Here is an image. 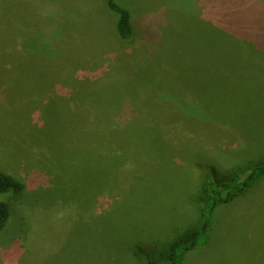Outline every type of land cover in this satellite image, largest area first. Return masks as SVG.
I'll return each mask as SVG.
<instances>
[{
    "label": "rangeland",
    "instance_id": "374dc122",
    "mask_svg": "<svg viewBox=\"0 0 264 264\" xmlns=\"http://www.w3.org/2000/svg\"><path fill=\"white\" fill-rule=\"evenodd\" d=\"M117 1L132 13L130 41L115 35L105 0H0V173L23 186L0 193L10 205L0 230V264H165L167 244L198 221L213 172L243 178L264 159V51L254 41L235 49L212 40L196 50L198 38H206L196 29L195 59L179 81L194 78L191 86L207 93L212 112L231 131L177 101L153 114L144 91L140 104L149 118L133 127L136 142L98 143L104 125L87 135L88 116L113 113L128 129L126 121L140 112L137 89L150 74L139 70L119 80L115 56L144 58L156 32H170L185 14L197 21L199 10L212 6V0ZM206 14L207 25L213 15ZM168 97L165 92L163 100ZM260 179L218 207L209 242L182 264H264Z\"/></svg>",
    "mask_w": 264,
    "mask_h": 264
},
{
    "label": "trees",
    "instance_id": "16d2710c",
    "mask_svg": "<svg viewBox=\"0 0 264 264\" xmlns=\"http://www.w3.org/2000/svg\"><path fill=\"white\" fill-rule=\"evenodd\" d=\"M110 11L114 14V32L115 35L121 41H130L134 36L133 33V22L131 21L132 13L128 6H122L117 0H105ZM212 0V6H208L207 9L203 8L199 14H193L198 20H188L189 14L182 17L179 24H173L170 32L166 29L162 30L163 34L160 37L156 32V36L150 48V53L144 58H138L137 55L132 53L121 52L115 56V60L112 63L121 65L119 72L121 73L119 80H125L127 78L135 77V73L139 70H144L146 77L148 73L150 76L145 80V86L141 89H137L138 95L135 97V101L138 102L139 110L138 116L133 117L127 122L128 129L119 127V119L112 116H104L97 118L94 116H88L84 122L86 125V133L88 135L89 129L94 127L106 126V130H103L102 140L98 143L113 144V146L128 147L130 142H136L133 127L140 125L145 116L144 104H140L143 93L146 91L148 95H151L150 108L148 109L153 114H156L160 109H166L171 102H180L184 106L195 107L203 118L207 121H214L218 129L223 128L224 130L229 129L231 131V124L226 122L220 117H216L218 113L212 112L210 105V99H208L207 93L199 87H192L191 84L195 81L182 80L179 81V77L183 70L190 68L193 63L195 56L192 53L194 50L193 35L194 30L200 31V34L206 36L204 40H199L196 45V50L209 48L210 40L220 47H232L235 49H241L245 42H251L264 51V23L257 20L258 17L264 19V0ZM242 2V5L236 4ZM227 6V7H226ZM242 6V16L238 13ZM212 14V22L206 25L205 21L207 14ZM242 22V28L241 23ZM226 22L229 27H227ZM236 25L234 28L233 26ZM171 26V23L167 20V27ZM211 27L214 31L208 29ZM232 27V28H231ZM234 28V29H233ZM222 29V30H221ZM224 30V31H223ZM245 36V37H243ZM257 36V37H256ZM212 38V39H209ZM208 40L206 41V39ZM146 40V39H144ZM157 40V41H156ZM161 52V55H159ZM160 58H163L160 60ZM123 67V68H122ZM123 69L125 72H123ZM191 69V68H190ZM166 70H172L171 78H165L164 73ZM205 70V69H204ZM204 70L200 71L202 75ZM116 71H112L108 74L110 79L116 74ZM187 77V76H185ZM190 77V75H188ZM215 82L218 87L213 86V90L217 91L221 86L220 79L215 78ZM162 92V93H161ZM165 92L169 93L170 97L163 100ZM161 96V100H160ZM134 97V96H133ZM183 99L189 100L186 105H183ZM134 100V99H132ZM168 106V107H167ZM210 106V108H209ZM164 109V110H166ZM119 110V109H118ZM188 114H190L188 112ZM222 114V113H221ZM149 118V116H147ZM95 120V121H94ZM123 120V118H122ZM121 120V121H122ZM120 121V122H121ZM149 122V119L144 121ZM177 120L168 122L167 132L175 131V123ZM202 123H199L196 128H202ZM203 129V128H202ZM217 137V136H216ZM218 138L215 139V144L221 142ZM88 143H91L89 136L87 137ZM208 143V142H207ZM210 144V143H208ZM109 158V157H108ZM158 160L163 157H157ZM167 161V157H166ZM109 162V159H108ZM212 179L208 181V188L203 197L201 212L196 224L188 227L179 236L172 239L165 250L162 253V258L165 260V264H182L185 261L186 254L194 249L204 246L209 242L210 239V228L214 224V213L218 207L233 202L237 197L244 195V192L250 187L252 183L257 182L261 177L264 176V159L261 157L253 162L250 168V172L241 178L238 175H218L217 172H213ZM23 189L20 182H16L11 176L0 173V193H6L11 190L18 191ZM10 216V205L4 200H0V230H2ZM144 264H154L151 261H146Z\"/></svg>",
    "mask_w": 264,
    "mask_h": 264
}]
</instances>
